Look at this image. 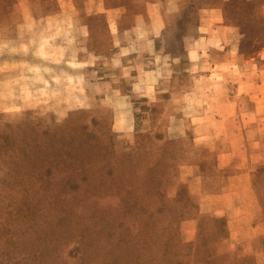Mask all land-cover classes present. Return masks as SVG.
<instances>
[{
    "label": "rangeland",
    "instance_id": "obj_1",
    "mask_svg": "<svg viewBox=\"0 0 264 264\" xmlns=\"http://www.w3.org/2000/svg\"><path fill=\"white\" fill-rule=\"evenodd\" d=\"M114 20L137 30L113 35ZM258 98L264 0H0V264H264ZM220 117L222 132L250 123L243 143L262 156L249 163L256 236H231L181 179L197 165L204 191L233 174L196 136L197 118L212 132ZM60 128L90 141V164L53 158ZM108 149L117 158L99 161ZM125 153L143 156L126 178ZM160 157L163 196L153 197L139 167Z\"/></svg>",
    "mask_w": 264,
    "mask_h": 264
},
{
    "label": "crops",
    "instance_id": "obj_2",
    "mask_svg": "<svg viewBox=\"0 0 264 264\" xmlns=\"http://www.w3.org/2000/svg\"><path fill=\"white\" fill-rule=\"evenodd\" d=\"M109 28L113 35L119 34L120 37L123 36V33L126 34L131 30H137V26L134 23L131 24L130 29L119 28L116 20H114L112 25L109 24ZM117 41L119 48L127 44V42L120 41L119 39ZM255 100H257V103L250 110L249 115H253L250 116V121L254 122V125L257 127L256 134H259L257 138H254L257 139V145L255 146H257L260 150H263L264 101H262V98ZM229 106L233 105L228 104L226 108ZM230 110L232 114V107ZM204 120L205 119L201 118H197L196 120L197 122H200L198 123L197 128L201 132L196 135L197 139H204L207 143H210L211 147L215 151L217 168L227 169L235 167V170L233 171V174L228 177L229 179H226L221 184L216 183V181H211L210 183L212 185H208V187L214 188L212 190H202V183L200 181H202L203 178L197 172V165L190 166L189 172L185 174L186 177L181 175V179L186 183L191 194H197L199 196L201 199L200 205L205 208V212H211L215 216H222L225 218L227 227L231 231V236H241L243 233L250 230H253L255 232L253 235L256 236L262 232V222L257 216L260 207L257 211L250 208L256 206L258 200L252 186V171L254 168L249 167V163L254 162V155L257 162L260 160L259 158H262V156L259 152H253L251 149L247 151L246 144L244 145L243 143L245 139H249V127L251 124L242 123L239 124V126L233 127V130L230 129L231 133L225 130L222 132L221 123L222 121L224 122L225 119L220 117L216 119V122H219L218 124H220V128L211 132L207 123L206 126L203 125L204 123L202 122ZM239 142H241V144H239ZM196 179L198 180L195 181ZM201 214H203V209L199 208L197 218L193 219L195 222L193 223V226L196 225ZM251 218H257V220L252 223L250 220ZM248 221L251 223H248ZM191 230H189L190 232L186 237L187 239L191 238L194 228Z\"/></svg>",
    "mask_w": 264,
    "mask_h": 264
},
{
    "label": "trees",
    "instance_id": "obj_3",
    "mask_svg": "<svg viewBox=\"0 0 264 264\" xmlns=\"http://www.w3.org/2000/svg\"><path fill=\"white\" fill-rule=\"evenodd\" d=\"M58 131H60V136L59 138L57 137V134L55 135V138L51 139L52 141L49 143V147L52 148V153H53V158L55 159H59L58 155L62 154V153H66V155L69 156H73L70 160L72 161V159L76 160L79 157L81 158L80 160V164L82 166L86 165V164H90V162L92 160L89 161H84V155L86 154V152L92 148L91 150L94 151V146L90 143V141L88 139H83V140H75V141H69V140H65V131L63 130V128H60ZM147 135V134H144ZM8 136V135H7ZM7 136L5 137L6 142H8V138ZM160 135H158L157 139L161 140ZM73 140V139H72ZM174 140H165L164 141V146L162 147V149L164 151H168V147H171L173 145ZM29 143V142H28ZM30 144V143H29ZM139 146V141L137 143V147ZM57 152V154H56ZM97 152V151H96ZM96 152H94L96 154ZM99 155L101 156L99 161H102L103 159H108V160H112L117 158V155L111 151V149H108L107 152H99ZM42 152H39V158L41 159L42 157ZM91 155H89L88 158H90ZM143 156H141V154L137 153H125L122 154V156H120V164L123 167V172H124V177H128V176H132V173H135L134 169L133 170V166L135 163H137V161L142 158ZM54 159V160H55ZM163 158L160 157L158 159V161H156L155 163H151L150 165H148L147 162L143 161L140 164L139 170H142V175L145 178L146 181V185L148 186V191H150L151 195L153 197H162L163 195H161V193L159 192L160 190V185L162 183V175L165 172V168L166 166L163 165ZM70 163V162H69ZM159 166V171L156 170V167ZM101 167H103V164H101ZM132 168V169H131ZM109 171H112V166L108 167ZM138 170V171H139ZM136 174V173H135ZM122 189H124L123 186H121L118 191L119 192H123ZM130 189L125 190L124 192H129ZM130 194V193H129ZM176 231V228H175ZM177 234V232H175V235Z\"/></svg>",
    "mask_w": 264,
    "mask_h": 264
}]
</instances>
